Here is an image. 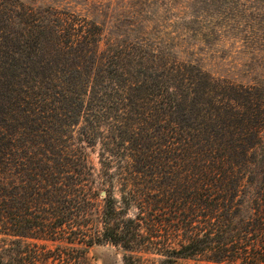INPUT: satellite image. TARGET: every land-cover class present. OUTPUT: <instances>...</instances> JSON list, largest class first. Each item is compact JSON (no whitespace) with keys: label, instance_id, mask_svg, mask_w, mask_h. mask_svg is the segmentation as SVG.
I'll use <instances>...</instances> for the list:
<instances>
[{"label":"trees","instance_id":"16d2710c","mask_svg":"<svg viewBox=\"0 0 264 264\" xmlns=\"http://www.w3.org/2000/svg\"><path fill=\"white\" fill-rule=\"evenodd\" d=\"M173 2L140 0L123 16L137 28L108 38L72 10L0 0V264H36L25 239L109 243L122 264H264V87L146 30ZM186 3L199 35L259 40L264 0Z\"/></svg>","mask_w":264,"mask_h":264},{"label":"rangeland","instance_id":"374dc122","mask_svg":"<svg viewBox=\"0 0 264 264\" xmlns=\"http://www.w3.org/2000/svg\"><path fill=\"white\" fill-rule=\"evenodd\" d=\"M20 1L38 7L47 5L61 7L99 21L104 24L103 33L108 38L114 35L113 31L119 29H136L137 25L128 28L123 16L140 11L138 6L140 0ZM173 1L174 10L172 9L171 13L160 8L158 4L152 5L151 10L149 9L150 13L145 15L147 20L143 22L146 30L150 33L160 30L164 32L163 37L175 45L174 49L180 59L197 64L212 77L235 83L257 82L264 87V13L253 20L257 28L254 30L255 33L259 31L261 33L259 40L243 41V36L230 27L220 30L221 32L201 36L199 35L201 26L198 21L191 17L186 18L184 15L192 9L188 8L189 5L186 3L188 0ZM252 13L256 15L258 12ZM153 15L155 16L152 17ZM175 16L184 19H177ZM155 17H160L162 20L159 19L158 22ZM86 154L97 178L99 170L97 146L86 148ZM112 193L117 197L116 189ZM132 212L133 210L130 209L128 214ZM25 242L28 243L29 250L35 249V244L39 247L36 248L38 251L35 256L36 264H122L121 250L109 243L95 244L81 250L82 244L77 240L70 242L69 240L25 239ZM149 258L157 257L149 255ZM175 264L205 263L198 259H184L176 261Z\"/></svg>","mask_w":264,"mask_h":264},{"label":"water","instance_id":"95a60500","mask_svg":"<svg viewBox=\"0 0 264 264\" xmlns=\"http://www.w3.org/2000/svg\"><path fill=\"white\" fill-rule=\"evenodd\" d=\"M101 195H103V192H101Z\"/></svg>","mask_w":264,"mask_h":264}]
</instances>
